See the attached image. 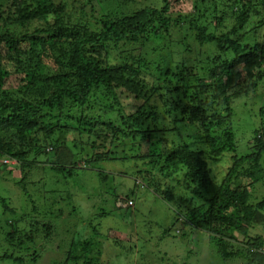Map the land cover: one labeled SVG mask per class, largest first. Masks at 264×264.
I'll return each mask as SVG.
<instances>
[{"label": "trees", "instance_id": "16d2710c", "mask_svg": "<svg viewBox=\"0 0 264 264\" xmlns=\"http://www.w3.org/2000/svg\"><path fill=\"white\" fill-rule=\"evenodd\" d=\"M149 1L99 0L103 14L93 17L84 15L93 0H0V169L18 162L25 182L43 156L64 179L91 168L107 181L100 162L141 161L135 181L175 212L167 233L182 220L224 262L264 264V120L239 150L232 119L234 100L264 78V0H192L194 10L176 16L173 0ZM153 35L146 55L128 51ZM122 46L130 48L111 58L110 48ZM13 74L19 79L7 87ZM195 134L202 145L189 143ZM167 138L170 148L156 151ZM130 197L115 198V208ZM0 201L2 215H16L9 198ZM16 219L0 224L19 250L54 232L51 221L19 228ZM80 245L70 258L86 263L93 249ZM1 257L26 263L15 252Z\"/></svg>", "mask_w": 264, "mask_h": 264}, {"label": "rangeland", "instance_id": "374dc122", "mask_svg": "<svg viewBox=\"0 0 264 264\" xmlns=\"http://www.w3.org/2000/svg\"><path fill=\"white\" fill-rule=\"evenodd\" d=\"M134 1L133 8L151 3L149 0ZM174 3L175 0L172 1L173 16L180 13L177 11L180 8L184 9L183 12L194 10L192 0ZM118 4L113 2L110 6ZM84 8V15L89 12L93 17L103 14L99 0H93ZM157 41L153 35L148 40L141 39L140 48L131 47L130 50L128 46H122L110 48L109 53L111 58H118L120 49H129V52L146 55L149 46H156ZM200 59L205 60L203 54ZM11 79L13 81H7V87L17 82L18 74H13ZM232 105V119L236 121V129L241 130L238 148L243 150L242 147L247 144L244 136L250 135L251 130L264 120L260 115V109L264 108V78L255 91L235 99ZM164 121L170 125L168 119ZM203 135L195 134L189 138V143L202 145L205 142ZM166 142L161 141L156 151L170 148V139L167 138ZM47 148L49 150L50 146ZM39 159L43 161V168L39 164V168L32 169L25 182L21 181L23 176L18 162H7L6 167L0 169V198H9V205L16 209L15 216L0 212V219L17 218L19 228L28 227L36 220H48L53 223L54 232L49 238L45 237V233L39 234L35 244L26 250H19L4 238L2 233L6 227L0 224V264H19L1 257V254L13 252L26 259L24 264H59L60 261H64L63 264H89L92 258L95 261L90 264H239L241 261L233 259L224 262L203 233L192 230L191 225L183 226L182 220L178 222L179 226H172L173 230L167 233L165 229L172 225L175 212L156 193L135 181L134 173L143 168L141 161L137 167L134 161L125 159L100 162L95 168L110 174L107 181H102L99 173L91 168L81 169L73 178L64 179L45 162L46 157L40 156ZM228 164V158H224V164H219L220 170L225 172ZM166 181L177 183L176 177L173 180L166 178ZM23 185H26L27 192ZM262 192L261 188L258 194ZM129 196L133 197L132 202L128 201L129 206L115 208L116 199L117 203H123V199L127 201ZM1 207L0 201V211ZM181 226L188 230L184 236L179 231ZM74 243H85L93 249V255L89 252L86 263L70 258L69 250L74 249ZM129 246L131 249H128ZM99 249L101 253L97 252Z\"/></svg>", "mask_w": 264, "mask_h": 264}]
</instances>
